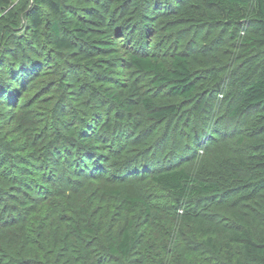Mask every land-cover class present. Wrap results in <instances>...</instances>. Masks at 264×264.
<instances>
[{
	"label": "rangeland",
	"instance_id": "374dc122",
	"mask_svg": "<svg viewBox=\"0 0 264 264\" xmlns=\"http://www.w3.org/2000/svg\"><path fill=\"white\" fill-rule=\"evenodd\" d=\"M66 1L69 19L83 24L92 39L102 36L95 44H105L107 49L91 48L75 39V48L60 50L51 30L58 17L43 7L45 24L34 33L27 18L33 0H15L11 6L18 26L6 20L0 23V242L3 231L11 229L3 217L10 215L9 221L33 213L38 201L49 194H65L67 205L78 204L82 231L86 213L106 210L134 213L143 224L147 220L144 207L128 212L125 195L142 197L155 213L188 209L182 200L151 182V169L198 168L223 156L256 159L260 155L252 143L264 137V110L233 116L230 109L238 94L264 74V44L250 40L252 22L181 24L172 14L178 0H132L129 13L108 0ZM99 4L106 5V12L101 13L104 26L88 22ZM63 35L74 37L73 32ZM132 54L153 55L167 66L175 54L201 59L194 62L198 75L194 97L187 100L156 88L151 76L131 66ZM90 58L105 59L103 64L111 71L87 68ZM130 84L158 105H176V113L158 122L141 104L133 118L125 116L104 92H125ZM108 123L110 127L104 126ZM82 164L94 171V180L86 178L88 173L77 175ZM135 167L141 172L129 174ZM24 185H33L35 190ZM116 191L121 192L119 196ZM57 194L50 199L57 202ZM253 196L264 200V190H238L226 201L238 204L255 234L263 237L264 211L255 205ZM195 207L196 212H203L213 204ZM124 223L116 228L117 233ZM152 242L146 264H241L243 260L238 245L223 242L219 254L206 249L195 228L180 219L168 222L164 237ZM97 243L94 238L96 247ZM135 256L131 261L141 259ZM5 257L0 255V264H13ZM105 264L127 262L110 258Z\"/></svg>",
	"mask_w": 264,
	"mask_h": 264
},
{
	"label": "trees",
	"instance_id": "16d2710c",
	"mask_svg": "<svg viewBox=\"0 0 264 264\" xmlns=\"http://www.w3.org/2000/svg\"><path fill=\"white\" fill-rule=\"evenodd\" d=\"M14 1L0 0V13L4 11L7 13V16L0 18V23L6 20L13 26H18V16L11 10ZM130 1L132 0H108L107 3L129 13ZM33 2L34 6L27 17L33 32H41L45 24L40 12L41 7L54 12L58 18L51 25V30L54 42L60 50L70 51L75 48V39L89 43L91 48L100 50L108 48L105 44H95L103 38L102 36H99V39H92L93 35L83 24L69 19L66 0ZM105 6L99 4L93 8L88 22L104 26L105 21L101 13L106 12ZM172 9L175 21L185 25L197 26L202 23L229 20L250 21L253 23L250 40L264 44V0H178L172 5ZM111 13L114 14L115 11L112 10ZM64 31L73 32L74 39L64 36ZM2 37L3 31L0 29V38ZM89 56L85 55L86 58ZM196 58L175 54L170 66H167L153 55L132 54L129 61L138 72L151 76L156 88H165L172 95L189 100L194 97L198 87L194 62L202 60ZM104 61L105 59L90 58L86 66L108 73L111 69L103 64ZM104 94L129 118L138 113L137 108L141 104L151 119L158 122L174 115L177 110L174 104L154 103L150 97L144 96L135 84H130L125 92L105 91ZM234 94L235 91L231 93V97ZM230 109L233 116L264 110V74L238 94ZM131 124L135 126V122ZM110 125L108 123L104 126ZM252 145L260 152L256 159L230 155L205 162L198 168L161 166L149 169L153 172L151 182L168 192L172 198L182 200L188 209L176 213H155L152 206L142 197L125 195L123 201L128 212L134 207H144L147 220L143 224L136 221L134 213H112L106 210V213H86V216L87 214L89 216L83 221L86 227L82 231L80 228L82 215L76 213L78 204L67 205L65 194H49L47 199L38 201L33 213H24L19 215L18 219L9 221L6 218L10 215L1 219L5 226L11 229L2 233L0 255L6 256L5 258L11 260L13 264H105L110 258L127 264H146L150 260L148 256L152 249V241L159 242L164 237L165 225L174 219H180L195 228L206 249L219 254L222 252L223 242H227L240 246L243 255L241 264H264V236L258 237L255 234L250 219L240 210L238 204L226 201L238 190L253 187L264 190V137L256 139ZM75 146L77 147V144ZM89 148L95 151V147ZM81 151L82 147L79 153ZM138 172H141L140 168L135 167L129 174ZM85 173H88L86 178L92 177L94 180L96 175L94 171H87L82 164L77 175L83 176ZM24 186L35 190V187H31L33 185ZM120 193L115 192L117 196ZM56 194L60 199L54 202L50 197H55ZM262 198L253 196L252 199L255 205L264 211ZM49 200L53 205L48 202ZM204 202L212 203L213 208L196 212L195 206ZM214 209L217 211H212ZM220 221H224L222 226L218 225ZM122 222L125 223L117 233L116 228ZM17 231L18 234H15ZM7 234L9 237H6ZM94 238L98 241L97 247L93 244ZM141 248L143 249L139 251ZM135 255H141V259L131 261Z\"/></svg>",
	"mask_w": 264,
	"mask_h": 264
}]
</instances>
